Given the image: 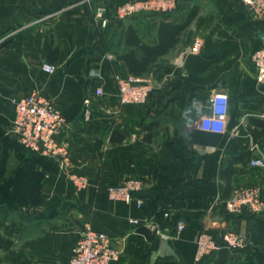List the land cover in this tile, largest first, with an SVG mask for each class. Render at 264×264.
Here are the masks:
<instances>
[{
  "label": "crops",
  "instance_id": "0c3cea01",
  "mask_svg": "<svg viewBox=\"0 0 264 264\" xmlns=\"http://www.w3.org/2000/svg\"><path fill=\"white\" fill-rule=\"evenodd\" d=\"M124 1L0 0V264H68L87 221L120 249L113 264H198L195 237L206 227L217 237L232 228L248 245L220 249L200 264L222 256L224 264H264V214L225 209L236 187L262 179L248 161L264 155V97L251 60L264 19L237 0H179L169 15L121 19L116 8ZM162 24L183 26L158 54ZM134 64L156 89L145 104L121 105L114 76L132 73ZM32 91H42L66 117L59 140L71 153L67 171L25 149L14 132V98ZM217 91L229 96L223 132L199 125ZM68 171L86 175L89 185L76 188ZM132 176L146 182L143 211L107 193ZM164 210L185 217L186 228L175 232ZM131 217L158 219L169 237Z\"/></svg>",
  "mask_w": 264,
  "mask_h": 264
},
{
  "label": "built area",
  "instance_id": "2783aa9c",
  "mask_svg": "<svg viewBox=\"0 0 264 264\" xmlns=\"http://www.w3.org/2000/svg\"><path fill=\"white\" fill-rule=\"evenodd\" d=\"M242 3L256 19H264V0H237ZM179 8V0H127L116 8V16L127 19L133 15L147 13L169 15ZM97 17L103 26L109 22L104 7L97 8ZM113 58L112 55H108ZM251 60L254 66V77L264 97V34L253 51ZM43 69L49 73L55 71L56 66L44 63ZM119 101L121 105L145 104L150 94L156 89V83L148 77L127 74H115ZM104 90L101 86L95 89V95L101 96ZM211 113L199 119V125L208 131L223 132L226 130L229 119V96L223 91L213 94ZM15 118L13 129L21 145L31 151L53 158L63 170H68L72 164L69 148L59 140V133L66 125L67 120L63 112L54 105L42 91H32L14 98ZM91 98L84 99V116L90 115ZM249 166L262 171L260 183L241 185L236 187L232 195L225 201L228 214H264V155L255 154L248 161ZM69 173V179L78 189L89 185L86 175L79 172ZM146 182L143 178L127 177L119 184L107 188L111 200H121L126 203L135 202L139 210L143 211L145 199L139 195L144 190ZM163 217L170 218L175 232L183 231L188 221L185 217H175L169 210L163 211ZM134 225H144L147 228L161 233L163 237L169 234L161 231L158 219L152 217H131ZM197 251L196 263L200 264L209 259L222 247L229 250H240L247 247L245 236L232 229L226 228L220 236H215L209 229L204 228L195 237ZM120 258V249L114 244L113 238L105 231L94 227L92 221H87L81 237L75 243L72 256L68 264H113Z\"/></svg>",
  "mask_w": 264,
  "mask_h": 264
},
{
  "label": "trees",
  "instance_id": "16d2710c",
  "mask_svg": "<svg viewBox=\"0 0 264 264\" xmlns=\"http://www.w3.org/2000/svg\"><path fill=\"white\" fill-rule=\"evenodd\" d=\"M182 26L183 25H178V24H162V26L160 27V30H159L160 43L156 47L158 54L166 52L171 46L174 45V43L176 41L175 34L176 33L178 34L180 32V30L182 29ZM130 70H132L131 74L142 76L141 75L142 73L137 71V68H136L135 64L134 65H130ZM33 153H37V152H33ZM249 153H250L249 150L243 151L240 154H238L237 157H244L245 155H248ZM37 154L42 155L40 153H37ZM43 156H45V155H43ZM229 168H231V163H230V165L227 168H225L222 171V177H225V172L227 170L229 171ZM140 193H139V195H140ZM8 246H10V245H8ZM227 249L228 248H226V247H222L221 248L222 251H227ZM225 262H226V257L222 256V257H220V259L215 264H224Z\"/></svg>",
  "mask_w": 264,
  "mask_h": 264
}]
</instances>
